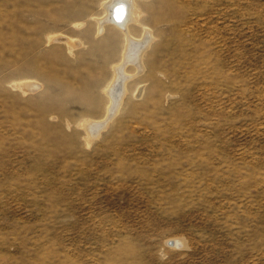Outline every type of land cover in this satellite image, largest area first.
I'll return each mask as SVG.
<instances>
[{
  "label": "rangeland",
  "instance_id": "374dc122",
  "mask_svg": "<svg viewBox=\"0 0 264 264\" xmlns=\"http://www.w3.org/2000/svg\"><path fill=\"white\" fill-rule=\"evenodd\" d=\"M135 1L117 107L106 0H0V264H264V0Z\"/></svg>",
  "mask_w": 264,
  "mask_h": 264
},
{
  "label": "bare ground",
  "instance_id": "6f19581e",
  "mask_svg": "<svg viewBox=\"0 0 264 264\" xmlns=\"http://www.w3.org/2000/svg\"><path fill=\"white\" fill-rule=\"evenodd\" d=\"M106 1L107 2L104 5V9H105L104 16L107 20L106 21L104 20V22H102L103 19L105 18L103 19H101V17L97 18L96 19L98 23L97 27L100 28L99 25L102 27V25L106 26V24L110 26H114L121 31L126 41V47L123 53L124 64L121 67L115 68L116 79L114 84L111 86L110 90H108L107 92L109 96L113 97V101H118L117 102V107H118L123 99L122 95L126 94V90H124V86H125V81L128 77L125 76V69L127 65L131 63L137 68L139 72L141 71L143 72L144 70L143 61H142L143 56L145 52H147L149 46L152 43L153 35L150 31L146 30L147 29L146 28L143 29L144 34H142L141 32L142 37L140 39L139 38L136 39L134 37L135 35L133 28L132 27L130 28L129 26H131L132 24L135 25L137 24V26L138 24L140 25L141 23L140 17L142 15V11L140 10L139 5L136 4L135 0H106ZM143 1H149V0H143ZM51 40L53 41L55 40L56 42L58 41V43H62V42L64 43L66 41L65 42L66 44H69L74 48L79 45L78 43L70 39L65 40L64 38H59V39L50 38V41ZM114 97H117V100H114ZM115 112L116 110L114 111V113ZM98 127L99 126L97 125H89L87 127V130L89 133H94V131H96Z\"/></svg>",
  "mask_w": 264,
  "mask_h": 264
}]
</instances>
